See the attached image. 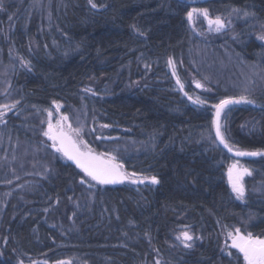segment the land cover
Listing matches in <instances>:
<instances>
[{"label": "trees", "instance_id": "16d2710c", "mask_svg": "<svg viewBox=\"0 0 264 264\" xmlns=\"http://www.w3.org/2000/svg\"><path fill=\"white\" fill-rule=\"evenodd\" d=\"M93 2L0 0V264H243L227 238L237 228L264 238V155L244 159L240 202L212 107L253 100L222 113L234 147L264 152V0ZM196 6L227 16L237 35L194 39ZM55 109L143 183L83 176L45 139ZM249 116L257 129L244 137ZM182 230L191 247L176 243Z\"/></svg>", "mask_w": 264, "mask_h": 264}, {"label": "snow or ice", "instance_id": "6c2138e0", "mask_svg": "<svg viewBox=\"0 0 264 264\" xmlns=\"http://www.w3.org/2000/svg\"><path fill=\"white\" fill-rule=\"evenodd\" d=\"M89 3L93 8L97 7V4L93 2V0H89ZM195 14L203 15L206 20H208L209 27L212 28L214 26L216 31H220L224 28V22L220 17H216L215 19L209 18L207 9H197L193 8L191 12L187 14L188 20L191 22L193 20V16ZM261 40H264V35L258 37ZM171 64V61H169ZM179 83V80L177 81ZM196 86L202 87L200 83L197 82ZM183 87V86H181ZM191 98V97H190ZM197 103H203L199 98L196 99ZM254 103L253 100L249 99L247 96L241 95L238 98H228L220 101L219 104L213 105L216 109L215 116L216 119L213 121L216 127V136L220 140L222 144L229 151H233V148L227 143L222 132L220 125V115L222 110L230 104H240ZM5 108L8 106L5 105ZM57 108L60 107L59 104L56 105ZM3 113H0L2 116ZM49 116H51V112H49ZM64 121H67L68 117H62ZM59 125V122H58ZM103 127H107V125H103ZM70 131H75L76 135L79 136V130H72L71 125H68ZM48 131L44 132V135L47 136L50 140H53V147H56V141H59V147H56V151L63 152V154L69 159L76 163L77 167H79L84 174L89 177L91 180L95 181L98 184H115L122 183L124 180L129 179L132 183H143V180L136 179V173H126L123 171V165L115 162V157H107L102 158L105 154L94 155L93 150L89 148L87 143L84 141H76L73 140L69 135L65 134L63 131H59L58 133H53V125L49 123ZM83 144V150L79 146ZM235 155L237 156H256V155H264V152L254 151V152H246L235 150ZM244 175H251V172L247 168H237V164H233L228 170L229 182L232 186L233 192H235L238 198H242L244 196V187L241 183ZM82 183L84 181H81ZM152 183H158L159 181L155 178H151ZM184 241H191L192 236L189 235L188 232H183L181 234ZM181 236H178L177 239H181ZM229 239H231L232 243L230 247L237 249L240 253L243 254V258L245 264H264V238H260L258 236H253L252 233L241 234V230L239 228L235 229V233H228ZM184 247H191L189 243H185ZM59 264H69L67 261H60Z\"/></svg>", "mask_w": 264, "mask_h": 264}, {"label": "rangeland", "instance_id": "374dc122", "mask_svg": "<svg viewBox=\"0 0 264 264\" xmlns=\"http://www.w3.org/2000/svg\"><path fill=\"white\" fill-rule=\"evenodd\" d=\"M194 8L206 9V8H202L200 6H196ZM208 14H209V18H211V19H215L216 17H220L221 20L224 22V25H225L224 28H222L220 31H216L214 26L212 28L209 27L208 20H206L203 15L195 14L193 16V20L190 22V31H191L192 37L194 39H196L197 41H199L201 43H216V42H219V41H222V40H225V39H230V38H232V37L237 35V31L239 30V27L237 25L232 24L227 16L214 14L210 10H208ZM261 35H264V31H261L256 38H257L258 43L260 45L264 46V40H261V39L258 38ZM200 104H204V102L200 103ZM212 108H213L214 120H215L216 109L214 107H212ZM2 112L3 111L0 110V113H2ZM64 116H66V115L61 114L60 112L56 111V109H55L54 112L51 114V116L47 120L44 132L49 130L48 129L49 123H51L53 125V129H52L53 133H55V131L60 127V125H63L68 131H70L69 128H68V125H71V129L72 130H76V129L79 130V136L76 135L75 131H70L74 135L76 140L77 141L82 140L85 143H87L86 137H84L83 134L80 132L82 130H80V128H79V125H78L79 123L78 122H73L72 123V120H70L69 118L67 119V121H64L62 119V117H64ZM58 122H59V125H58ZM73 124H75V126ZM220 125H221V132H222L225 140L227 141V143L233 148V151L240 150V149H237L236 147H234L231 144V142H230V140L228 138L227 131L229 129V126H228L229 124L225 120V118L223 116V113L221 114V117H220ZM256 129H257L256 120L254 119V117L249 116V117L245 118L241 122L238 131L244 137H250L251 134ZM86 135L88 137H90V135H88V133ZM45 139H46V141L48 143H50L53 146V143H54L53 140H50L47 136H45ZM91 139H93V138H91ZM97 139H105V138L104 137H98ZM80 145L83 146V144H80ZM87 145L92 150H95V151L99 152L98 150L92 148L88 143H87ZM54 148H56V147H54ZM240 151H243V150H240ZM100 153L105 154L103 152H100ZM105 156L106 157H110L108 154H105ZM233 164H237V168H240V167L247 168L250 172H251V169L247 166V164H246L244 159H238V158H235V157L232 158V161L228 165V168H227V180H228V183L230 185L231 192H232L233 196L235 197V199L239 200L240 202H243L244 199H245V196H246L245 181L251 175H244L243 176L241 183L243 184V187H244V196L242 198H238L237 194L235 192H233V190H232V186H231V184L229 182V176H228V170ZM136 179L138 181L139 180H144L143 177H139V176H136ZM183 232H188L189 235H191V232L188 231V230H182V231L177 232V234L175 236L176 243L178 245H180V246H184L185 243H189L191 245L193 240L184 241L183 237L181 236V234ZM178 236H181V239H177ZM231 243H232V241H231V239H229V236H228V238H227V246H228V248L236 250L242 256L243 264H245V261H244V258H243V254L240 253L237 249L230 247ZM67 262H69V261H67ZM18 264H59V262L58 263H50V262H47L46 260L41 259V258H34V257H29V256H19ZM69 264H72V263L69 262ZM152 264H160V263L157 261V262L152 263Z\"/></svg>", "mask_w": 264, "mask_h": 264}, {"label": "water", "instance_id": "95a60500", "mask_svg": "<svg viewBox=\"0 0 264 264\" xmlns=\"http://www.w3.org/2000/svg\"><path fill=\"white\" fill-rule=\"evenodd\" d=\"M189 25H190V21H189ZM233 104H230V105H227L224 109H226L227 107H229V106H232ZM223 109V110H224ZM223 110H222V112H223ZM222 112H221V114H222ZM220 117H221V115H220ZM215 119H216V116H215ZM214 130H215V135H216V127H215V125H214ZM59 131H63L65 134H67V135H69L73 140H76V138L74 137V135L70 132V131H68L63 125H60V127L55 131V133H58ZM216 138H217V136H216ZM77 141V140H76ZM217 141H218V143L232 156V157H235V158H238V159H247V158H252V157H256V156H237V155H235V151H229V149L228 148H226L225 146H224V144H222L221 142H220V140L217 138ZM56 147H59L60 145H59V141L57 140L56 142ZM80 147H81V149L83 150V146H81V145H79ZM59 154L68 162V163H70L76 170H78L83 176H85V177H87L85 174H84V172L79 168V167H77V165H76V163L74 162V161H72V160H69L64 154H63V152H59ZM93 154L94 155H100V154H102V153H100V152H97V151H95V150H93ZM102 158H107L106 156H104V157H102ZM116 162V161H115ZM116 163H118V162H116ZM123 171L124 172H126V173H128L125 169H124V167H123ZM88 179H90L89 177H87ZM91 180V179H90ZM91 181H93V180H91ZM95 184H97V185H99V186H105V187H119V186H122V185H124V184H128V183H132L129 179H126V180H124V182H122V183H115V184H98V183H96L95 181H93ZM134 184H140L139 182H137V183H134Z\"/></svg>", "mask_w": 264, "mask_h": 264}]
</instances>
